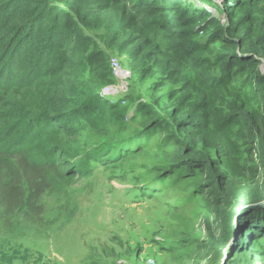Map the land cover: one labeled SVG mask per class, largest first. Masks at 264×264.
<instances>
[{
	"label": "trees",
	"instance_id": "obj_1",
	"mask_svg": "<svg viewBox=\"0 0 264 264\" xmlns=\"http://www.w3.org/2000/svg\"><path fill=\"white\" fill-rule=\"evenodd\" d=\"M184 2L0 0L1 220L28 226V213L55 182L70 183L87 174L71 161L73 144L108 104L95 93L99 82H113L106 54L95 45L89 49L86 33L98 27L118 26L126 54L139 60L137 68L160 73L155 84L160 90L173 85L139 102L140 130L130 142L160 134V149L169 156L165 169L202 176L203 187L213 189L210 202L218 206L231 200L230 176L260 177L264 0L211 1L228 19L225 25ZM218 43L224 48L214 49ZM184 68L192 71L191 78ZM84 70L95 77V86L81 93L78 76ZM258 151L259 162L254 161ZM94 156L98 160L100 153ZM241 191L246 203L220 216L219 239L231 236L234 224L245 233L253 231L255 241L264 238V207L258 205L264 176L257 191ZM24 253L12 249L9 254L0 247V264H25Z\"/></svg>",
	"mask_w": 264,
	"mask_h": 264
},
{
	"label": "rangeland",
	"instance_id": "obj_2",
	"mask_svg": "<svg viewBox=\"0 0 264 264\" xmlns=\"http://www.w3.org/2000/svg\"><path fill=\"white\" fill-rule=\"evenodd\" d=\"M199 1L221 5L223 0ZM186 2L197 6L193 0L185 1V6ZM190 13L186 14L194 15ZM208 18L220 25L228 23L215 8ZM118 32L116 26L86 33L92 42L89 49L95 45L106 54L113 78L99 82L94 92L108 104L73 144L71 161L87 174L70 183L55 182L37 201L35 211L28 213V226L0 218V247L9 254L12 249L23 255L28 251L25 264H264V238L255 241L253 231L235 229L234 219L231 236L219 239L220 216L244 206L241 189L257 191L264 169L258 179L230 176L231 200L218 206L210 202L213 189L203 187L207 183L202 176L190 177L179 170L170 174L165 169L169 156L160 149V134L130 142L140 130L139 102L151 101L173 85L158 89L155 84L161 74L148 75L137 68L139 60L126 54ZM223 48L221 43L214 46ZM115 64L125 74L121 81L114 74ZM183 70L191 78L192 71ZM160 71H165L164 66ZM78 79L81 93L95 86V77L86 70L79 72ZM117 102L118 109L112 105ZM122 107L128 111L120 114ZM259 154L254 161L259 162ZM259 200L264 207V197Z\"/></svg>",
	"mask_w": 264,
	"mask_h": 264
},
{
	"label": "built area",
	"instance_id": "obj_3",
	"mask_svg": "<svg viewBox=\"0 0 264 264\" xmlns=\"http://www.w3.org/2000/svg\"><path fill=\"white\" fill-rule=\"evenodd\" d=\"M198 5L199 6H202L203 8H205L206 10H209V8L206 6V5H204L203 3H199L198 2ZM122 69H121V67H120V65L119 64H115V67H114V74H115V76L116 77H118L119 78V80L121 81V79H123L125 76V74L121 71Z\"/></svg>",
	"mask_w": 264,
	"mask_h": 264
},
{
	"label": "clouds",
	"instance_id": "obj_4",
	"mask_svg": "<svg viewBox=\"0 0 264 264\" xmlns=\"http://www.w3.org/2000/svg\"><path fill=\"white\" fill-rule=\"evenodd\" d=\"M181 1H191V0H181ZM194 1V3L197 5V6H194V7H196V8H198L199 7V9H203V10H205V11H207L210 15H211V11H213V7L211 6V5H209V3H203L204 5H206L208 8H209V10H206L205 8H203L202 6H199L198 5V2L199 3H202L201 1H199V0H193ZM213 3H215L214 1H212ZM187 3V2H186ZM192 4V3H191Z\"/></svg>",
	"mask_w": 264,
	"mask_h": 264
}]
</instances>
